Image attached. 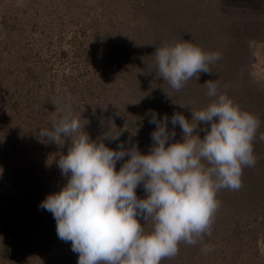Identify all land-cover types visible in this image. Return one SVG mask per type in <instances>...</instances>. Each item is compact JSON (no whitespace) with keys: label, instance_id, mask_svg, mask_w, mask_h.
Instances as JSON below:
<instances>
[{"label":"rangeland","instance_id":"obj_1","mask_svg":"<svg viewBox=\"0 0 264 264\" xmlns=\"http://www.w3.org/2000/svg\"><path fill=\"white\" fill-rule=\"evenodd\" d=\"M184 40L221 59L177 92L160 78L155 51ZM209 80L259 119L257 162L239 190L217 192L211 236L181 242L160 264H264V0H0V264H77L39 207L66 183L57 161L70 143H48L39 130L51 129L69 95L91 139L120 133L106 146L147 154L150 113L191 120L211 103ZM136 191L146 198L142 185ZM206 244L214 251L204 254Z\"/></svg>","mask_w":264,"mask_h":264},{"label":"clouds","instance_id":"obj_2","mask_svg":"<svg viewBox=\"0 0 264 264\" xmlns=\"http://www.w3.org/2000/svg\"><path fill=\"white\" fill-rule=\"evenodd\" d=\"M219 59L220 53H207L185 40L155 51L160 78L177 92L201 73H213L209 65ZM205 84L211 103L191 111V120L181 113L170 121L150 113L149 123L156 127L147 154L124 142L107 147L104 141L119 140L120 133L91 139L73 114L70 95L51 129L39 130L48 143L63 147L70 141L67 154L57 161L66 183L39 207L52 214L58 238L71 242L77 264H160L178 254L181 242L195 245L211 236L220 206L217 192L239 190L243 169L257 162L253 141L260 121L218 91L217 83ZM177 125L181 141L174 140ZM259 139L264 141V133ZM118 161L124 162L117 171ZM141 185L143 199L136 191ZM148 222L150 230L143 226ZM202 251L214 248L206 244Z\"/></svg>","mask_w":264,"mask_h":264}]
</instances>
